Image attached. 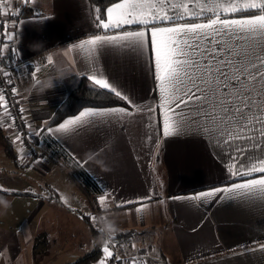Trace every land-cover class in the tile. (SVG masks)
Here are the masks:
<instances>
[{"label": "crops", "instance_id": "crops-1", "mask_svg": "<svg viewBox=\"0 0 264 264\" xmlns=\"http://www.w3.org/2000/svg\"><path fill=\"white\" fill-rule=\"evenodd\" d=\"M5 7L10 13H17L4 16L5 25L16 19L7 34L12 37L20 62L13 82L18 90L19 110L24 109L22 116L35 135L63 103L67 85L80 76L103 75L133 102L129 104L131 109L124 108L127 114L94 118L67 133L47 131L96 182L100 196H107L103 207L97 197L94 217L113 221L118 230L136 232L132 243L143 233H160L156 238L159 254L169 259V264H264V250L260 248L264 244V203L236 198L207 202L189 199L213 188L259 178L260 173L231 177L225 166L234 163L229 155L245 160L246 155L264 153H237V147L251 148V143L235 141L232 147L217 144L215 134L199 131L197 126L165 137V110L159 107L157 82L149 71V63L154 64L150 46L142 55L128 48L104 46L91 60L74 47L92 35L104 34L96 27L87 0H5ZM23 10L29 15L20 17ZM126 27L140 30L135 25ZM48 56L53 57L52 64L48 63ZM37 68L39 71H35ZM33 72L39 84L32 78ZM48 83L52 86L47 87ZM134 105L142 110L137 111ZM146 105L155 110L149 111ZM6 122L1 111L0 128L8 134L16 161L24 170L0 175L4 183L0 189L7 192L0 193V254L9 258L11 264H31L32 259L41 257L33 256L34 238L47 232L57 222L59 213L58 204L46 198L47 189L55 191L60 202L61 190H69L70 198L75 199L79 189L65 168L49 160L42 146L37 145V154L47 155L42 158L37 155L29 159L20 154L17 136ZM61 123L50 128L54 130ZM257 139L264 144L259 135ZM1 141L0 137V145ZM55 166L59 170L53 169ZM60 169H64L68 182L62 175L60 182ZM148 196L152 198L144 202L146 207L141 212L136 211L138 204L118 207ZM34 220L35 227L29 230L27 227ZM87 239V248L74 253L68 264L91 249L89 234ZM147 248L137 250L147 256Z\"/></svg>", "mask_w": 264, "mask_h": 264}, {"label": "snow or ice", "instance_id": "snow-or-ice-1", "mask_svg": "<svg viewBox=\"0 0 264 264\" xmlns=\"http://www.w3.org/2000/svg\"><path fill=\"white\" fill-rule=\"evenodd\" d=\"M96 12V27L104 34L92 35L74 47L91 60L97 49L104 46L128 48L140 55L150 46L154 64L149 63V71L157 82L159 107L165 110V137L197 126L199 131L215 134L217 144L232 147L235 141L251 143V148L237 147V153H264V144L257 139L259 135L264 140V0H111V6L106 8V18L99 14V8ZM9 14L17 15L8 11L5 0H0V15ZM230 14H238L239 18H231ZM201 19L204 22H196ZM165 24L169 26H161ZM132 25L140 30L126 29ZM113 29L122 31L108 35ZM47 61L52 64L53 57L48 56ZM4 75L8 73L4 72ZM31 75L39 84L35 73ZM88 79L133 104L103 75L93 73ZM12 93L17 94L15 87ZM134 107L137 111L142 110L138 105ZM145 107L149 111L155 110L150 105ZM0 109L8 110L2 91ZM7 114L10 116V112ZM114 114L127 113L124 108H86L56 129L46 131L67 133L94 118ZM229 159L234 163L225 167L231 177L261 175L242 183L233 182L200 192L189 199L207 202L236 198L264 203V155H246L245 160L229 155ZM106 198V195L99 197L102 207ZM151 198L126 201L118 207L138 204L136 211L141 212L146 207L144 202ZM260 248L264 250V244ZM103 251L106 259L115 258L107 242ZM100 264H105V260ZM132 264L136 261L133 260Z\"/></svg>", "mask_w": 264, "mask_h": 264}, {"label": "trees", "instance_id": "trees-1", "mask_svg": "<svg viewBox=\"0 0 264 264\" xmlns=\"http://www.w3.org/2000/svg\"><path fill=\"white\" fill-rule=\"evenodd\" d=\"M89 4V9L91 12V17L95 23H97L95 17L98 14L96 9L99 8L101 12L99 14L104 15L106 13V8L111 6V0H87ZM119 2V0H117ZM29 15L26 10H23L20 14V17ZM19 17V18H20ZM231 18H239L238 14L230 15ZM18 19V18H17ZM7 19L2 20L0 24V65L2 67H12L14 64L17 66V70L12 73L10 78L13 87L16 88L13 82V75L19 69L20 62L16 58V50L15 46L12 44V40L9 39L8 35L4 33L5 30V21ZM16 19L11 21V25L15 23ZM10 25V26H11ZM12 27V26H11ZM126 29H131L130 27H126ZM9 30V29H8ZM122 29L112 30L111 32H119ZM4 36V38L1 37ZM11 40V41H10ZM17 89V88H16ZM18 94V90H17ZM112 107H121L125 109H131V106L126 102L119 98H117L114 93L110 92L106 89H101L97 85H95L91 80L84 76H80L70 82L66 87V97L63 103L53 110L52 114L48 118V121L43 126V128L35 135L33 131H31L30 125L27 124V120H25L22 116V112L18 111L16 116H19L22 127L25 134H29L34 143L39 145L45 150V152L49 155L50 158L54 160V163H59L63 168H65L68 172L69 178L75 183L78 189L81 191L82 195H84L90 205L93 206V210L95 212V206L92 200L95 197L101 195V190L96 184V182L91 178V176L72 158L69 154L64 150V148L54 139L52 138L46 131V129L58 125L64 119L73 117L77 115L81 110L86 108H112ZM5 113V117L9 128H11L12 132L18 136L20 134L21 129L15 124H13V119L15 118V113L8 109L7 112L0 109V112ZM10 112V116L7 114ZM0 137L5 144V149L10 157L17 156L14 155L12 144L8 140V138L3 134L2 129L0 128ZM38 147V146H37ZM38 148L35 150V154L32 155L29 159L33 157H37ZM161 151V148L159 149ZM44 152V153H45ZM39 153V152H38ZM44 153H39L38 156L43 155L47 156ZM159 154L155 156V162H158ZM159 185L162 186L161 181H159ZM0 193H7L5 191H0ZM46 198L53 201L56 204H60V201L57 198V194L55 191L47 189ZM122 209V208H117ZM80 214V213H78ZM82 220L87 224L89 228L90 240L92 242L91 249L85 253L81 258L77 259L75 262L71 264H91L94 261L100 260L104 255V244L105 239L101 233V230L97 228V220L93 223L90 216H81ZM96 218V217H95ZM137 235L136 232L132 230H118L116 229L115 234L112 236L113 239L106 240L107 242L112 241L115 243V247L118 248V254L122 257L127 258L132 255V241L131 237ZM102 241H104L102 243ZM120 248V249H119ZM47 249V234L40 233L34 238L33 245V256L42 255L45 253ZM138 250L135 252L136 254H140ZM117 254V253H116ZM119 261V260H118ZM98 263V262H97ZM106 264V262H105Z\"/></svg>", "mask_w": 264, "mask_h": 264}, {"label": "rangeland", "instance_id": "rangeland-1", "mask_svg": "<svg viewBox=\"0 0 264 264\" xmlns=\"http://www.w3.org/2000/svg\"><path fill=\"white\" fill-rule=\"evenodd\" d=\"M11 26L6 24L4 33L8 34V29H10ZM5 136H8V134L4 133ZM0 145V175L7 173L12 174L13 172H21L24 170V168H20V163L16 161L15 157L8 156L5 144L3 141H1ZM14 155L16 153L15 149H13ZM16 156V155H15ZM49 160L54 163V160L52 158H49ZM59 166L53 167L55 170H59ZM62 168V167H61ZM60 176L59 180L61 182V175H63L64 169H60ZM68 178V177H67ZM71 179V178H70ZM64 180L68 182L69 179H66L64 176ZM72 180V179H71ZM37 182V177H36ZM70 182V181H69ZM74 183V182H73ZM3 182L0 181V187H3ZM75 184V183H74ZM58 186V189L62 187ZM76 186V185H75ZM69 189V188H68ZM33 193V192H32ZM61 202L59 204V207L57 205L58 215H57V222L55 224L52 223L51 227L48 228L47 232L43 231L42 233H47V249L44 254L41 255L40 259H32L31 264H68L71 261H73V254L80 252L81 248H87L88 246V239L87 235L89 234V228L87 224L82 220L81 216H90L92 219V222L94 223L96 221V218L94 217V210L93 206L90 205L84 195H82L81 191H76V197L75 199L70 198L69 196V190L68 191H62L61 190ZM52 204H56L53 201H51ZM80 213V214H78ZM53 216H56L53 214ZM94 218V219H93ZM35 227V220L28 225V229L32 230ZM160 233L158 232H148L141 234L137 239H135L132 243V255L135 256V252L138 248H144L145 246H148L145 251L147 252V256H145L144 260H142V264H169L170 260L163 258L159 254L158 249V238ZM104 241H102L103 243ZM139 244V245H138ZM110 248L114 250L118 254V248L115 247V243L112 241H109ZM105 246V244H104ZM120 249V248H119ZM111 250V251H112ZM113 252V251H112ZM83 255L79 256L80 258ZM128 256V257H131ZM105 262L109 259H106L105 253L103 255ZM118 257L120 258L119 261H117L114 264H117L121 262L120 264H129L127 259H124V257L120 256L118 254ZM79 259V258H78ZM76 261V260H74ZM99 260L92 262L91 264H97ZM159 262V263H156ZM0 264H11V260L9 258H6L2 254H0Z\"/></svg>", "mask_w": 264, "mask_h": 264}, {"label": "built area", "instance_id": "built-area-1", "mask_svg": "<svg viewBox=\"0 0 264 264\" xmlns=\"http://www.w3.org/2000/svg\"><path fill=\"white\" fill-rule=\"evenodd\" d=\"M4 16L5 15H0V24L2 23ZM1 37L4 38L3 35H1ZM11 64H13L12 67H2L0 65V91H2L6 97L8 109H11L15 113V116H16L18 114V111H20L19 106H18V94L13 95V93H12L13 85L11 83L10 78L12 76V73L17 70V66L14 64V62H12ZM4 72H7L8 75L5 76ZM9 81H10V83H9ZM14 121H15V124L21 129L20 134H18V136H17V137H20V139L18 141L20 143L19 145H20L21 151L19 150V153L24 155L27 158H30L32 155L35 154V150L37 149V146L34 143L33 138L29 134L24 133L22 123H21L19 116H16L14 118ZM42 157H43V155H40V158H42ZM96 200H97V197H95L92 200L94 205L96 203ZM96 220H97V223H96L97 228L99 230H101V227L103 225V218L96 216ZM106 242L107 241L105 240V243ZM107 244L110 248L109 242H107ZM110 250H112V249L110 248ZM112 251H113V255L115 258L109 259L106 264H114L120 259L118 257V254H116V252L114 250H112ZM144 258H145L144 255H137L136 254L135 256L127 257L125 259L128 260L129 264H132L133 260L136 261V264H142L141 261L144 260Z\"/></svg>", "mask_w": 264, "mask_h": 264}, {"label": "clouds", "instance_id": "clouds-1", "mask_svg": "<svg viewBox=\"0 0 264 264\" xmlns=\"http://www.w3.org/2000/svg\"><path fill=\"white\" fill-rule=\"evenodd\" d=\"M46 86L51 87L52 85L51 83H48ZM115 231H116V225L113 221L105 220L103 222V225L101 227V233L105 240H110L112 236L115 234Z\"/></svg>", "mask_w": 264, "mask_h": 264}]
</instances>
